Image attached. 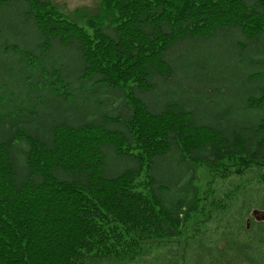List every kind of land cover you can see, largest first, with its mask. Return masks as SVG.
Masks as SVG:
<instances>
[{
    "label": "trees",
    "instance_id": "1",
    "mask_svg": "<svg viewBox=\"0 0 264 264\" xmlns=\"http://www.w3.org/2000/svg\"><path fill=\"white\" fill-rule=\"evenodd\" d=\"M56 1L0 0V264H138L200 212L231 228L249 191L195 180L264 170V0Z\"/></svg>",
    "mask_w": 264,
    "mask_h": 264
},
{
    "label": "rangeland",
    "instance_id": "2",
    "mask_svg": "<svg viewBox=\"0 0 264 264\" xmlns=\"http://www.w3.org/2000/svg\"><path fill=\"white\" fill-rule=\"evenodd\" d=\"M56 10L65 16L78 20L83 16L95 15L101 9L98 0H57ZM179 53L184 54L182 50L175 52L174 58L177 61L176 70H182L184 65L180 61L188 56L180 57ZM181 79H184V77L179 75L178 80ZM236 166V162L233 164L227 163L223 168H236ZM254 171H245L244 168L241 172L245 174L237 177L233 173L217 175L205 168H199L196 174L195 185L198 187L200 197L202 196L203 200L209 199L210 201L213 192L215 195L227 193L237 199L249 191L250 197L248 200L245 199L244 210L230 218V223H235L236 226L234 224L231 228H227L223 222L221 224L219 222L218 224L212 219L201 216L200 212L195 218L202 235L192 237L191 233L196 227L191 225L184 230V236L180 238H174L169 243H161V245L154 243L159 246L152 245L151 247L153 249L162 248L164 253L163 251L162 255L160 252L145 253L138 264H164L168 256L172 255L173 261L180 253H183V250L188 252L186 254V264H203V262L205 264H223L219 262V259H213L209 252V248L216 244L221 247L218 243H221V245L228 249L227 258L229 261L236 264H251L241 255L239 248L243 242L246 243L249 240L256 239L261 233H264V204L263 206L259 205L260 196L264 193V182L260 179L261 176H264V170L257 173H254ZM252 202H254V205H252ZM201 222L203 223L201 224ZM233 237L236 239L232 240ZM238 240L241 241L237 242ZM253 245L256 249L264 252V241L254 242ZM213 253L217 254L215 251Z\"/></svg>",
    "mask_w": 264,
    "mask_h": 264
}]
</instances>
